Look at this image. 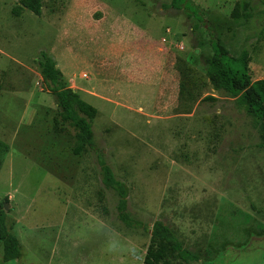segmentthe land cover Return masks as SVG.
Here are the masks:
<instances>
[{
    "label": "rangeland",
    "instance_id": "374dc122",
    "mask_svg": "<svg viewBox=\"0 0 264 264\" xmlns=\"http://www.w3.org/2000/svg\"><path fill=\"white\" fill-rule=\"evenodd\" d=\"M172 1L40 0L37 17L0 0V209L21 253L4 262L0 240V264H143L155 221L192 264H264L263 131L197 58L211 43L246 51L251 82L264 79V6ZM43 54L96 109L92 149L74 153ZM100 162L137 226L120 222Z\"/></svg>",
    "mask_w": 264,
    "mask_h": 264
},
{
    "label": "trees",
    "instance_id": "16d2710c",
    "mask_svg": "<svg viewBox=\"0 0 264 264\" xmlns=\"http://www.w3.org/2000/svg\"><path fill=\"white\" fill-rule=\"evenodd\" d=\"M21 8L35 16L41 14L40 0H17ZM264 6V0H254ZM173 0L171 8L182 10V4ZM21 8L13 13L17 15ZM212 56L197 58L201 62L206 78L214 91H223L235 99V103L244 108L260 125L262 141L259 145L264 149V79L251 82L249 74V54L243 51L238 58L230 57L217 43H211ZM40 64V75L48 83L55 94L60 120L76 132L77 145L75 154H80L84 148H93L92 125L97 111L94 107L80 99L73 90L66 88L61 79V73L56 69L54 61L43 54ZM101 183L104 188L114 192L117 197L116 210L119 220L131 228L138 223L133 222L127 212L129 190L124 183L114 177L111 169L100 162ZM150 242L146 250L143 264H192L199 257L183 249L171 230L161 221L153 222L150 229ZM0 240L3 242L4 262L20 258V249L16 237L9 233L6 226L5 213L0 209Z\"/></svg>",
    "mask_w": 264,
    "mask_h": 264
},
{
    "label": "crops",
    "instance_id": "0c3cea01",
    "mask_svg": "<svg viewBox=\"0 0 264 264\" xmlns=\"http://www.w3.org/2000/svg\"><path fill=\"white\" fill-rule=\"evenodd\" d=\"M132 31H140L139 29H136V28H133V29H131ZM160 54H163V58H162V61H169V58H168V53H164L162 50L160 51ZM165 54V55H164ZM121 61V60H120ZM160 61H158V66H160V69H161V63H159ZM157 66V67H158ZM160 72V71H159ZM161 74V73H160ZM158 81H162V80H160V79H158ZM155 88L157 87V86H154Z\"/></svg>",
    "mask_w": 264,
    "mask_h": 264
},
{
    "label": "water",
    "instance_id": "95a60500",
    "mask_svg": "<svg viewBox=\"0 0 264 264\" xmlns=\"http://www.w3.org/2000/svg\"><path fill=\"white\" fill-rule=\"evenodd\" d=\"M56 68V67H55ZM57 69V68H56ZM4 210H6V205H4Z\"/></svg>",
    "mask_w": 264,
    "mask_h": 264
}]
</instances>
